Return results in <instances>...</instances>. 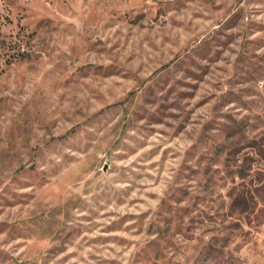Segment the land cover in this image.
<instances>
[{
  "label": "rangeland",
  "instance_id": "rangeland-1",
  "mask_svg": "<svg viewBox=\"0 0 264 264\" xmlns=\"http://www.w3.org/2000/svg\"><path fill=\"white\" fill-rule=\"evenodd\" d=\"M0 264H264V0H0Z\"/></svg>",
  "mask_w": 264,
  "mask_h": 264
}]
</instances>
